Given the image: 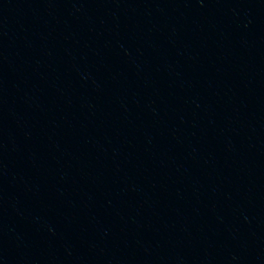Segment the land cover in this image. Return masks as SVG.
Listing matches in <instances>:
<instances>
[{
    "label": "water",
    "instance_id": "water-1",
    "mask_svg": "<svg viewBox=\"0 0 264 264\" xmlns=\"http://www.w3.org/2000/svg\"><path fill=\"white\" fill-rule=\"evenodd\" d=\"M0 264H264V0H0Z\"/></svg>",
    "mask_w": 264,
    "mask_h": 264
}]
</instances>
